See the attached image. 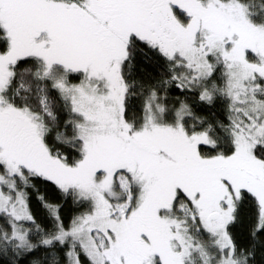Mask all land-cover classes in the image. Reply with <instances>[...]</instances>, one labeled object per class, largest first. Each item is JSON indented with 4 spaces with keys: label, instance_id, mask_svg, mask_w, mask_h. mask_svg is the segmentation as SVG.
<instances>
[{
    "label": "snow or ice",
    "instance_id": "6c2138e0",
    "mask_svg": "<svg viewBox=\"0 0 264 264\" xmlns=\"http://www.w3.org/2000/svg\"><path fill=\"white\" fill-rule=\"evenodd\" d=\"M0 264H264V0H0Z\"/></svg>",
    "mask_w": 264,
    "mask_h": 264
}]
</instances>
